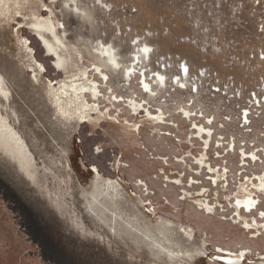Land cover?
Here are the masks:
<instances>
[{
	"label": "rangeland",
	"instance_id": "obj_1",
	"mask_svg": "<svg viewBox=\"0 0 264 264\" xmlns=\"http://www.w3.org/2000/svg\"><path fill=\"white\" fill-rule=\"evenodd\" d=\"M69 106L264 247V0H30Z\"/></svg>",
	"mask_w": 264,
	"mask_h": 264
},
{
	"label": "water",
	"instance_id": "obj_2",
	"mask_svg": "<svg viewBox=\"0 0 264 264\" xmlns=\"http://www.w3.org/2000/svg\"><path fill=\"white\" fill-rule=\"evenodd\" d=\"M0 264H264V247L69 106L30 0H0Z\"/></svg>",
	"mask_w": 264,
	"mask_h": 264
}]
</instances>
